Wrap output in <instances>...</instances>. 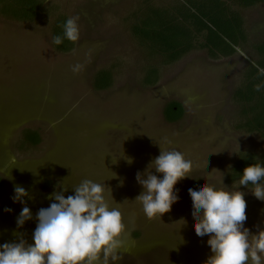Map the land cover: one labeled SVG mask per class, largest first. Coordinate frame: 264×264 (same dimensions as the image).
Here are the masks:
<instances>
[{
	"label": "rangeland",
	"instance_id": "rangeland-1",
	"mask_svg": "<svg viewBox=\"0 0 264 264\" xmlns=\"http://www.w3.org/2000/svg\"><path fill=\"white\" fill-rule=\"evenodd\" d=\"M142 1L44 0L40 18L30 22L0 13V176L5 181L0 188V244L19 239L31 244L37 211L53 202L54 192L73 195L84 179L101 184L109 205L122 213L125 230L117 264H203L211 254L208 236L193 230L187 191L202 182L243 192L244 227L251 234L264 229V201L251 194L252 186L227 178L240 154L264 153L263 138L236 128L244 109L233 100L258 59L264 3L232 5L246 36L233 55L212 60L199 41L178 61L166 64L131 32ZM62 16L78 17L79 36L70 52L51 42ZM76 64L82 67L74 73ZM151 67L158 79L148 86L142 80ZM100 71L110 73L111 84L97 90L94 79ZM172 103L183 109L176 123L164 117ZM25 131L38 132L40 143L21 146ZM159 146L183 153L191 170L174 185L178 199L170 210L148 219L134 200L142 191L135 174L159 155ZM17 185L27 193L23 205L12 200ZM23 206L32 218L17 226Z\"/></svg>",
	"mask_w": 264,
	"mask_h": 264
},
{
	"label": "clouds",
	"instance_id": "clouds-1",
	"mask_svg": "<svg viewBox=\"0 0 264 264\" xmlns=\"http://www.w3.org/2000/svg\"><path fill=\"white\" fill-rule=\"evenodd\" d=\"M78 17L65 20L63 34L52 37L54 45L64 39L76 41ZM71 67L75 73L81 69ZM160 147V146H159ZM131 163V158H126ZM155 173L160 174L159 177ZM191 162L178 150H162L135 179L142 191L135 197L148 219L168 212L178 199L174 185L189 176ZM209 179H211V172ZM222 183V180L219 181ZM251 185V194L264 201V165L253 163L243 168L239 186ZM66 190V189H64ZM13 202L24 204L27 195L22 186L14 187ZM190 198L192 227L197 236H208L210 255L203 264H264V229L251 234L244 227L246 220L244 193L225 191L213 183H199L187 189ZM73 195L54 192L53 201L36 213V226L32 243L23 239L0 244V264H117L121 259L120 239L125 225L118 207H111L104 187L84 179L73 188ZM5 211H11L5 208ZM32 218L23 206L16 219L17 226ZM180 224L183 220H179Z\"/></svg>",
	"mask_w": 264,
	"mask_h": 264
},
{
	"label": "trees",
	"instance_id": "trees-1",
	"mask_svg": "<svg viewBox=\"0 0 264 264\" xmlns=\"http://www.w3.org/2000/svg\"><path fill=\"white\" fill-rule=\"evenodd\" d=\"M155 1H142V6L134 15L136 22L131 32L146 46L150 55L160 56L166 64L178 61L196 48L199 41L200 47L207 51L212 60L233 55L236 47L246 41V36L243 19L232 5L249 8L264 3V0H180L175 4ZM44 7V0H0V13L20 21L37 20ZM66 19L59 17L53 28V36H62ZM73 46L74 41L66 39L60 45H55L62 52H70ZM255 51L258 56L256 64L247 69L245 83L235 92L233 100L241 103L244 109L243 119L236 128L264 139V40L255 46ZM151 68L142 80L148 86L154 85L158 79V71ZM94 80L97 90L106 89L111 84L107 71L98 72ZM164 117L168 123H176L182 119L183 109L177 103L168 104ZM21 139L23 147L40 143L39 133L35 131H25ZM253 163L264 165V153L240 154L227 173L228 181L238 180L243 168ZM4 183L0 176V188ZM45 185L49 186L47 183Z\"/></svg>",
	"mask_w": 264,
	"mask_h": 264
}]
</instances>
